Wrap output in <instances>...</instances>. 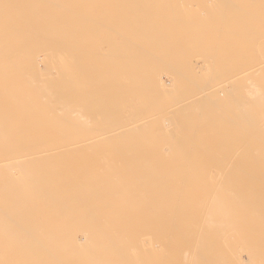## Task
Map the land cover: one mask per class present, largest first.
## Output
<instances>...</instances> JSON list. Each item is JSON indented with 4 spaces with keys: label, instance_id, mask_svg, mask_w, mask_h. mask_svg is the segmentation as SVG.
<instances>
[{
    "label": "bare ground",
    "instance_id": "bare-ground-1",
    "mask_svg": "<svg viewBox=\"0 0 264 264\" xmlns=\"http://www.w3.org/2000/svg\"><path fill=\"white\" fill-rule=\"evenodd\" d=\"M92 1L0 0V264H264V114L242 117L239 126L247 130L234 134L238 147L230 145L229 154L220 153L222 146L209 148L219 155L198 147L199 133L184 147L182 132L171 131H163L161 145H154L157 132L144 137L138 130L136 143L152 146L93 149L113 131L94 129L96 52L110 65L95 70L102 78L145 89V95L113 97L110 108L108 95L103 112L109 121L118 109L127 121L122 126L149 127L134 122L163 114L171 100L157 96L168 90L159 76L161 49L153 36L141 42L146 30L141 37L132 28L139 8L117 12L125 35L117 40L105 33L102 51L101 40L92 38L98 23L91 21L111 18ZM125 1H138L137 7L149 0ZM120 48L146 56L120 63ZM209 64L214 77L216 62ZM246 95L264 110L254 80ZM126 102L141 105L127 111ZM109 121L105 126L113 125ZM102 151L110 161L94 162Z\"/></svg>",
    "mask_w": 264,
    "mask_h": 264
},
{
    "label": "rangeland",
    "instance_id": "rangeland-1",
    "mask_svg": "<svg viewBox=\"0 0 264 264\" xmlns=\"http://www.w3.org/2000/svg\"><path fill=\"white\" fill-rule=\"evenodd\" d=\"M155 1L156 0H149L148 2L140 1L139 5L141 6L142 4L141 7L139 5H137V7L134 5V3H137L138 1H134L131 5H126L125 3L127 2L125 0H95L91 2L94 5L91 4L90 6H100L101 9L104 10L101 13H106L104 16H109L110 14L109 17L111 18H104L105 23L102 22V24L100 23L102 19H99L98 16H95L94 20L91 21L92 26L93 24L95 25V23H98L93 26L95 29L92 38L94 44L101 40L102 44L100 45V49H102V51L104 47L107 48V44L104 43L106 42V35L110 37L113 36L117 38V40H122L123 36H119V34L121 35V32L125 35L123 28L125 27L124 29H126V22H123L125 24L120 23L124 19L121 16L119 17V15H125L126 12L131 13L134 9L139 8L137 13L142 16L140 17L138 15L139 17H137L139 23L134 24L132 22V24H134L132 28L139 32L138 34L141 35V37L146 30L141 38V42L145 41V38L147 41L148 36H153L154 46L160 47L159 49L156 47V49H161L160 52L161 54L163 53L161 58H165V60L161 66L160 63H157V60L154 61V64L155 66H160L159 76L160 79H163V82H165L168 90L166 92L159 91L157 96L164 100H171V102L163 105V114L158 115L147 113L144 116H140L143 118L134 122L138 124L144 122L148 124V126L151 124L149 127L146 126L139 129H133V124L130 126H122L127 121L123 118L120 119L121 113L118 109H115L111 115L112 117H110L112 120L110 119L109 121V118L105 117L107 114L103 112L106 109L104 106L105 103L103 102L108 95L110 96L109 100L111 101L108 103L107 107L110 108L116 106V100L113 97H116L117 99L120 95L127 96L141 94L139 92H142L145 95L143 92L145 89L140 87L139 84L136 85L132 82L123 84L119 81L111 82L107 80L106 77L102 78L100 73L97 72L99 71L100 64H103L106 69L110 68L108 67L110 65L106 58H102V60L97 58L96 51L99 48H94L93 51L94 54L95 52L96 54L93 57L92 65L93 72H96V74L93 72V74H91V76L93 75L92 89L97 88L98 86L100 87H98L99 89H95L96 91H92V117L95 123L94 129L97 133L106 130L113 131L112 134L104 138L100 143L91 144V147L97 149L98 146H101L98 149H103V147L105 149L109 146H115L116 148V146L120 147L121 145L124 147H129L130 145L131 147L129 148L134 147V145H136L135 147L137 148L152 146L153 142L151 145L136 143L139 131L140 133L144 131L146 132H144V137H149L151 133L153 134L154 132H157L155 139L158 142L154 145H161L160 140L162 139L163 131H171L174 133L182 132L181 136L184 137V147L191 142V137H196V134L199 133L198 147L206 150L211 147L219 146L218 149L220 150V147L222 146L221 149L224 148L223 150H225L226 147L227 150H220L221 152L213 149L209 150H212L213 153L218 155L219 152L221 154H229L227 151L229 150L228 148H230V145L233 146V148L235 146L236 148L238 147V144L235 141L238 138L236 137L238 136L236 132L247 130L245 127L243 128V126H239V123L241 125H243V122L245 123L242 117H247L255 113L264 114V110H256L260 106L253 101H250V99H253L254 97L246 95V90L249 88L252 80L258 83L261 91L264 93V60H262V58L264 59V0ZM154 2L157 3V5L154 4ZM125 6H127L128 11ZM118 11H120L121 14ZM164 13L168 16H166V18H160L159 16ZM120 18H122V20H120ZM147 18L150 20L148 21ZM108 22H110V24ZM138 24H140V26H138ZM96 27L100 29H96ZM97 30L99 33H97ZM78 31L80 32V30ZM130 31H132V29L129 30V32ZM100 32H102V34ZM78 36L80 37V34H78ZM251 46L252 49L258 52L260 57L254 56L256 54L252 52L254 50L251 49ZM244 47L246 48V53H242V51L245 50ZM100 49L98 50L99 55ZM125 50L124 48H120L117 52L118 54H115L120 63H125L131 58V56H140L141 54L146 56V54L137 52L136 50L127 54ZM210 50H212L213 53L210 52ZM250 54L252 57H250ZM124 55H126V57ZM210 62H216L217 75L214 77L209 75V72L213 70V67L209 64ZM97 73H99V76L103 80L99 78ZM101 81L104 82V84ZM94 82L97 83L95 84ZM99 83H102L104 87ZM99 90L104 93V97H102V93H98ZM146 90H148V88ZM95 92L98 93V95ZM97 96L101 98L100 101H98L99 98ZM141 96L143 98V95ZM257 98H264V95L258 96ZM138 99L141 98L139 97ZM240 103L243 104L244 109H241L240 105L242 104ZM124 105L127 111H133L141 104L126 102ZM79 109L80 108L78 107V110ZM99 109L100 111H98ZM98 113H100V115ZM113 119H115L117 123H115ZM98 120L101 121L97 122ZM106 121H109V123L112 122L113 125L108 127L105 126V124H107ZM249 121V119H246L247 124ZM80 122L81 119L78 118L77 125L79 130ZM102 126H105L104 129ZM260 129L262 128H257L255 130ZM191 133H194V136L190 135ZM211 134L214 136L211 137ZM234 134L236 135V138H234ZM230 136L231 138L228 139ZM109 141L112 142V145H108ZM129 141H131V143H129ZM167 144L168 146L174 145L173 142ZM190 144L189 146H191ZM79 145L80 143L77 144L78 152H80L81 149ZM89 146L90 145H85V147ZM229 152L232 154V150ZM138 153L143 154L144 151L140 150ZM87 155L88 154H86V156ZM109 155L108 152L102 151L99 154L100 158L94 160V162H109ZM86 156H83L82 154L81 157H83L82 159H85ZM197 161L200 160L198 159Z\"/></svg>",
    "mask_w": 264,
    "mask_h": 264
}]
</instances>
